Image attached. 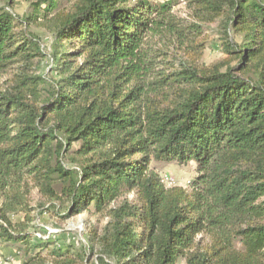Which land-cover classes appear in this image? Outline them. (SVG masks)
Masks as SVG:
<instances>
[{
	"label": "trees",
	"instance_id": "trees-1",
	"mask_svg": "<svg viewBox=\"0 0 264 264\" xmlns=\"http://www.w3.org/2000/svg\"><path fill=\"white\" fill-rule=\"evenodd\" d=\"M60 1L22 17L16 0L0 8V74L43 56L29 28L55 37V77L19 71L0 91V241L21 246V264H87L82 247L33 241L32 184L64 218L104 215L87 251L97 264H264V0H183L198 23L177 19L174 0H75L69 13ZM219 18L223 65L200 64L202 52L157 61L154 37L197 53L199 26ZM170 162L196 165L188 189L151 165Z\"/></svg>",
	"mask_w": 264,
	"mask_h": 264
},
{
	"label": "rangeland",
	"instance_id": "rangeland-1",
	"mask_svg": "<svg viewBox=\"0 0 264 264\" xmlns=\"http://www.w3.org/2000/svg\"><path fill=\"white\" fill-rule=\"evenodd\" d=\"M38 0H16L13 12L17 16L22 17L33 11ZM73 1L75 0H61L58 4L56 11L60 13H69L73 9ZM157 3L167 2L170 0H152ZM177 1L178 5L173 9L172 14L177 19L186 20L188 23H198V21L192 17L191 11H189L183 0ZM7 0H0V8L6 7ZM9 9V8H8ZM226 14V12H225ZM222 17H224V15ZM226 16V15H225ZM224 18H219L216 21L201 23L199 26V31L197 33V44H202L200 49H196L197 53H186L177 44L176 40L165 37H154L152 39L150 46L153 49L161 50L164 55L157 60L158 62H166L172 67H176L180 60L187 61L189 57H197L198 53L200 55V64L205 66H220L227 62L229 57L224 53L222 41V26ZM30 31L34 32L40 40V46L43 56L34 59L29 65H16L13 70L0 74V91L8 89L13 80V76L19 73V71H24L27 74H33L37 76H42L45 79L54 76L52 72L53 62L51 60L54 34L47 33L45 31L38 30L34 27L29 28ZM231 37L235 38L237 41L239 38L231 33ZM65 50H69L66 46ZM167 65V68H169ZM158 69L162 65L158 64ZM55 77V76H54ZM39 105V104H37ZM78 145L75 144L70 149V151L63 155L61 162L69 169H74V167L79 165L78 157L75 155V151L78 149ZM152 167L155 168L160 178L162 179L164 185L167 188L179 187L183 189H188L191 182L195 179L197 171L196 165L190 162L185 165H180L176 162L170 163H152ZM127 200L133 203L134 196L128 195ZM26 201L28 205V217H29V229L28 233L32 235L33 241L41 242H52L53 248L64 250L69 248V246L74 248L82 247L88 255L87 264H97V258L100 255L99 250L93 253H87L89 251L88 245L94 243L91 242L95 238L96 233L100 234L102 229L107 223L104 215L95 213L94 207L90 206L88 210L83 212L78 216L71 218H64V212L66 204H61L59 201L51 202L47 201L42 197L37 188L32 186L28 188ZM9 219L12 223L23 222V213L11 214ZM39 234V237L36 234ZM20 245H10L5 244L0 241V264H21ZM45 264H49L45 261ZM183 264V262H179Z\"/></svg>",
	"mask_w": 264,
	"mask_h": 264
},
{
	"label": "built area",
	"instance_id": "built-area-1",
	"mask_svg": "<svg viewBox=\"0 0 264 264\" xmlns=\"http://www.w3.org/2000/svg\"><path fill=\"white\" fill-rule=\"evenodd\" d=\"M36 235L39 237V234L38 233Z\"/></svg>",
	"mask_w": 264,
	"mask_h": 264
}]
</instances>
